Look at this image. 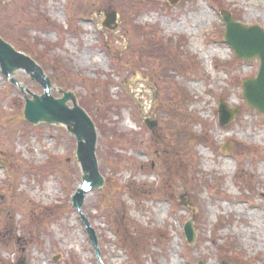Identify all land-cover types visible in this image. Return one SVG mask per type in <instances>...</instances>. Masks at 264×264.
Instances as JSON below:
<instances>
[{"label":"rangeland","instance_id":"rangeland-1","mask_svg":"<svg viewBox=\"0 0 264 264\" xmlns=\"http://www.w3.org/2000/svg\"><path fill=\"white\" fill-rule=\"evenodd\" d=\"M223 12L264 29V0H0L3 39L100 127L104 180L79 214L76 140L22 123L23 95L0 73V264H101L80 216L102 264H264V116L241 87L259 62L235 59ZM12 77L42 95L23 71ZM220 102L238 111L225 127Z\"/></svg>","mask_w":264,"mask_h":264},{"label":"water","instance_id":"water-1","mask_svg":"<svg viewBox=\"0 0 264 264\" xmlns=\"http://www.w3.org/2000/svg\"><path fill=\"white\" fill-rule=\"evenodd\" d=\"M176 1L169 0L170 4H174ZM222 21L225 25L224 40L232 47L235 57L241 61H253L255 59L259 61L257 76L246 79L242 83V96L249 107L264 115V30L257 26L246 27L241 23L235 22L228 13L222 14ZM103 26L106 29H112V26L116 27L115 12L106 15ZM0 70L6 80L10 84L18 87L24 95L25 106L23 118L26 122L34 126L41 123L62 126L66 129L67 133L76 139V160L83 173L82 180L88 182L85 190L79 187L72 197L74 207L80 208L83 204L84 195L88 191V187L98 190L104 185L103 178L97 169L95 152L98 136L93 122L78 105V101L72 92L55 89L62 97L58 99L53 98L50 94L52 88L51 81L44 74L41 67L31 58L16 52L1 37ZM19 70H23L33 81L39 84L43 90L42 95H35L29 92L23 85L18 84L12 78L13 73ZM28 96L31 99H28ZM69 103H71L72 107L68 105ZM237 113V110L230 111L221 102L218 108L219 124L221 126L228 125ZM147 125L150 129H153L156 123H147ZM183 206H186V204L183 203ZM82 222L92 244L95 256L99 259L100 251L95 233L83 217ZM193 222L194 217L190 221H187L184 226V234L188 244H192L196 237Z\"/></svg>","mask_w":264,"mask_h":264},{"label":"trees","instance_id":"trees-1","mask_svg":"<svg viewBox=\"0 0 264 264\" xmlns=\"http://www.w3.org/2000/svg\"><path fill=\"white\" fill-rule=\"evenodd\" d=\"M0 35H1V32H0ZM2 36V35H1ZM3 37V36H2ZM54 81H56V79H54ZM77 83V82H76ZM62 86H64L63 84H62ZM23 105V101H21V106ZM81 105L82 106H84V107H86V104L84 103V101H82L81 102ZM19 120H21V117L19 118ZM22 121V120H21ZM23 123V122H22ZM100 128V127H99ZM101 130V129H100ZM105 198H106V196H105ZM111 200V199H110Z\"/></svg>","mask_w":264,"mask_h":264},{"label":"bare ground","instance_id":"bare-ground-1","mask_svg":"<svg viewBox=\"0 0 264 264\" xmlns=\"http://www.w3.org/2000/svg\"><path fill=\"white\" fill-rule=\"evenodd\" d=\"M211 54L208 53V55H206L207 57H210Z\"/></svg>","mask_w":264,"mask_h":264}]
</instances>
